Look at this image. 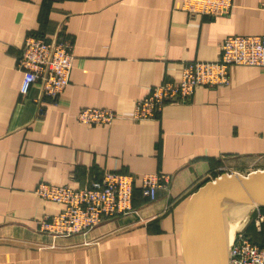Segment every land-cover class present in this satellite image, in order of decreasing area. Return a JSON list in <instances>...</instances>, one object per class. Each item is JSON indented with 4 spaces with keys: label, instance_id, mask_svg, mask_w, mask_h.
I'll return each mask as SVG.
<instances>
[{
    "label": "crops",
    "instance_id": "0c3cea01",
    "mask_svg": "<svg viewBox=\"0 0 264 264\" xmlns=\"http://www.w3.org/2000/svg\"><path fill=\"white\" fill-rule=\"evenodd\" d=\"M31 33L72 46L56 100L38 85L19 92L16 62ZM261 33L264 0H232L216 16L188 14L181 0H0V264H185L182 215L192 192L225 171L264 170V67L231 65L227 85L198 86L152 119L128 116L153 86L177 82L185 62L217 60L226 36ZM88 106L124 117L79 122ZM107 171L135 176L131 212L85 234L38 230L63 207L34 192L39 182L82 188ZM155 172L169 182L149 200L140 177ZM255 216L235 230L264 243Z\"/></svg>",
    "mask_w": 264,
    "mask_h": 264
},
{
    "label": "built area",
    "instance_id": "2783aa9c",
    "mask_svg": "<svg viewBox=\"0 0 264 264\" xmlns=\"http://www.w3.org/2000/svg\"><path fill=\"white\" fill-rule=\"evenodd\" d=\"M231 6L232 0H181V9L188 14L222 15L227 14ZM72 64V46L68 41L49 40L35 33L27 35L16 62L22 72L19 92L27 95L38 85L43 95L56 100L69 83ZM231 65L264 67V33L226 36L220 44L217 60L185 62L177 82L165 81L153 86L148 95L135 101L128 118L152 119L163 104L188 100L198 86L227 85ZM34 100L38 103V99ZM122 116L111 108L95 106L81 108L76 114L77 120L86 124H110ZM134 181L131 173L107 171L100 181L82 188L39 182L34 192L63 207L44 215L39 220L38 230L52 238L85 234L104 218L131 212ZM140 182L142 194L154 200L157 191L167 186L169 176L144 173ZM254 210V223L259 228L264 215L259 208ZM228 264H264V247L253 243L244 232L235 231L228 246Z\"/></svg>",
    "mask_w": 264,
    "mask_h": 264
},
{
    "label": "water",
    "instance_id": "95a60500",
    "mask_svg": "<svg viewBox=\"0 0 264 264\" xmlns=\"http://www.w3.org/2000/svg\"><path fill=\"white\" fill-rule=\"evenodd\" d=\"M260 207H264V170L245 175L222 173L204 182L192 192L183 208L184 263L228 264L232 238L227 234V226L231 215L240 213L241 219Z\"/></svg>",
    "mask_w": 264,
    "mask_h": 264
},
{
    "label": "rangeland",
    "instance_id": "374dc122",
    "mask_svg": "<svg viewBox=\"0 0 264 264\" xmlns=\"http://www.w3.org/2000/svg\"><path fill=\"white\" fill-rule=\"evenodd\" d=\"M248 170H242L241 171V174H243V175H245V174H247L248 172H247ZM225 173H226V171H225ZM218 175H220V174H218ZM217 175V176H218ZM248 213V212H247ZM246 213V214H247ZM238 214H240V213H238ZM238 214L235 216V217H233V219L231 220V226H230V228H229V236L232 238L233 237V235L235 234V228H236V224H237V222H238V218H239V216H238ZM235 215V214H234ZM240 219V218H239ZM233 226H234V231H231L230 229L232 228V230H233ZM52 238V237H51Z\"/></svg>",
    "mask_w": 264,
    "mask_h": 264
},
{
    "label": "trees",
    "instance_id": "16d2710c",
    "mask_svg": "<svg viewBox=\"0 0 264 264\" xmlns=\"http://www.w3.org/2000/svg\"><path fill=\"white\" fill-rule=\"evenodd\" d=\"M140 188H141V186H140ZM133 192H134V187H133ZM132 196H133V194H132ZM148 199V198H147ZM259 210L261 211V213H264V207H260L259 208ZM252 216H253V214H252ZM245 235L253 242V243H256V244H258V245H260V246H262V247H264V243L263 242H259V241H256L254 238H253V236L249 233V232H245Z\"/></svg>",
    "mask_w": 264,
    "mask_h": 264
},
{
    "label": "bare ground",
    "instance_id": "6f19581e",
    "mask_svg": "<svg viewBox=\"0 0 264 264\" xmlns=\"http://www.w3.org/2000/svg\"><path fill=\"white\" fill-rule=\"evenodd\" d=\"M235 213V212H234ZM238 214V213H237ZM237 214H235V215H231V217H230V220L228 221V226H227V234H228V236H229V228H230V226H231V220L233 219V217H235ZM239 215V214H238ZM237 225V224H236ZM231 231H234V226H233V230H232V228L230 229ZM230 237V236H229Z\"/></svg>",
    "mask_w": 264,
    "mask_h": 264
}]
</instances>
